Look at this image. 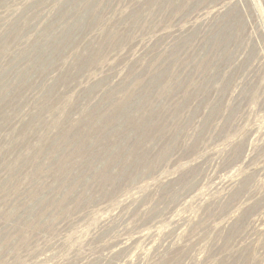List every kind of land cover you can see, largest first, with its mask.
Listing matches in <instances>:
<instances>
[{"label":"rangeland","instance_id":"1","mask_svg":"<svg viewBox=\"0 0 264 264\" xmlns=\"http://www.w3.org/2000/svg\"><path fill=\"white\" fill-rule=\"evenodd\" d=\"M0 264H264V0H0Z\"/></svg>","mask_w":264,"mask_h":264}]
</instances>
